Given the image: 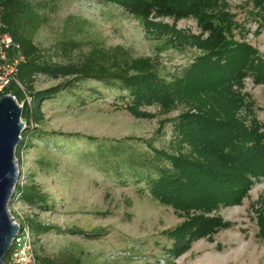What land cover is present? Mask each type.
<instances>
[{"label":"rangeland","instance_id":"374dc122","mask_svg":"<svg viewBox=\"0 0 264 264\" xmlns=\"http://www.w3.org/2000/svg\"><path fill=\"white\" fill-rule=\"evenodd\" d=\"M34 1L42 3L41 12L47 17L35 34L37 46L80 44L67 54L53 56L58 62L80 61L95 43L119 46L131 57H151L160 75L170 81L182 76L202 54L192 47L177 48L167 36H148L142 19L115 3ZM184 1L169 0L181 11L186 7ZM219 3L227 23L224 37L247 49L242 55L247 103L242 114L256 121L264 134V0ZM165 21L172 23L173 18ZM200 21L201 15L182 17L178 27L200 33ZM62 81L38 79L35 89ZM123 94L87 80L44 100L39 135L25 140L20 152L16 151L20 185L34 181L47 196L50 209L30 206L18 196L10 204L15 216L23 225L33 219L62 229L34 238L40 260L61 264H264V230L257 214L264 194V172H248L249 184L238 186L241 195L237 200L204 197L202 204L179 207L160 202L151 195L149 181L159 176L160 167L171 165L157 157L149 144L174 151L178 146L171 120L187 108L168 110L153 104L140 109L143 114L137 116L125 108L129 99ZM195 218L207 224V219H218L223 225L194 238L184 254L174 257L172 233ZM80 231L98 234L89 237ZM117 251L127 254L111 259L110 254Z\"/></svg>","mask_w":264,"mask_h":264},{"label":"trees","instance_id":"16d2710c","mask_svg":"<svg viewBox=\"0 0 264 264\" xmlns=\"http://www.w3.org/2000/svg\"><path fill=\"white\" fill-rule=\"evenodd\" d=\"M103 1L118 4L139 16L148 36H167L177 48L192 47L202 54L182 76L170 81L160 75L151 57H131L126 49L119 46L106 48L95 43L80 61L58 62L52 57L67 54L80 44L67 41L46 49L36 45L35 34L47 21L41 12L42 3L0 0L2 20L25 57L18 76L24 89L14 83L7 93L18 101L25 98V93L34 99L32 108L26 106L23 110L22 118L28 125L17 153L25 140L39 135V123L44 122L41 106L44 100L73 90L82 81L94 80L125 93L122 97L129 99L125 108L137 116L143 114L140 109L153 104L168 110L187 108L171 120L178 146L174 151L149 144L157 157L167 159L171 165L160 167L159 176L149 181L150 193L155 199L176 207L196 206L197 202L202 204L206 201L204 197L237 200L241 195L238 186L249 184L248 172H264V134L256 121L242 114L247 107L244 77L241 75L242 55L247 49L224 37L227 23L222 16L220 0H186L182 11L169 0ZM194 14L201 15L203 19L200 21V33L178 27L180 18ZM167 17L173 18V22L165 21ZM38 79L63 81L37 91L35 83ZM37 97L39 103L35 104ZM18 196L30 206L50 209L47 196L34 181L23 186L19 183L13 199ZM258 202L259 225L264 230V194ZM205 221L209 224L202 218L200 221L195 218L175 229L172 235L176 242L171 249L174 257L184 254L194 238L223 225L218 219ZM28 223L34 238L58 229L33 219ZM80 232L89 237L98 234ZM8 256L4 264H8ZM45 263L61 264L49 259Z\"/></svg>","mask_w":264,"mask_h":264},{"label":"water","instance_id":"95a60500","mask_svg":"<svg viewBox=\"0 0 264 264\" xmlns=\"http://www.w3.org/2000/svg\"><path fill=\"white\" fill-rule=\"evenodd\" d=\"M23 110L14 96L6 94L0 98V264H4L21 230L11 216L9 206L21 176L16 151L27 129L26 122L22 121Z\"/></svg>","mask_w":264,"mask_h":264},{"label":"built area","instance_id":"2783aa9c","mask_svg":"<svg viewBox=\"0 0 264 264\" xmlns=\"http://www.w3.org/2000/svg\"><path fill=\"white\" fill-rule=\"evenodd\" d=\"M24 61V55L20 52L18 45L14 42L13 37L8 31L7 25L2 20V8L0 7V98L6 94L12 95L11 93H7V91L14 83H17L24 89V86L18 79L21 64ZM25 94V98L22 101H18L14 95L12 96H14L21 106L24 108L27 106L31 109L34 102L33 96L29 93ZM22 121H24L23 118ZM31 125H33V122ZM9 211L14 218V222L20 225L21 230L13 241L12 248L8 253V264H46L38 256L30 225H23L15 216L11 206H9ZM126 254L124 251L112 252L110 258L116 260Z\"/></svg>","mask_w":264,"mask_h":264}]
</instances>
